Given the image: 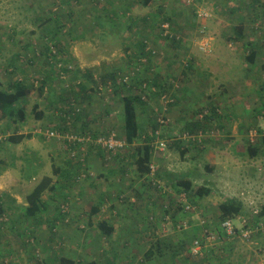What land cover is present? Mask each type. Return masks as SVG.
<instances>
[{"label":"rangeland","instance_id":"obj_1","mask_svg":"<svg viewBox=\"0 0 264 264\" xmlns=\"http://www.w3.org/2000/svg\"><path fill=\"white\" fill-rule=\"evenodd\" d=\"M126 1L0 0V88L32 84L17 130L30 138L11 145L0 124V192L9 195L0 197V264H144L156 240L165 255L148 264H264V229L239 235L264 228V0H129L135 11H121ZM139 70L150 81L140 89L132 84ZM127 72L136 74L120 86ZM119 88L145 105L147 136L131 146ZM145 143L148 175L134 161V147ZM168 174L192 181L188 212ZM44 176L55 187L41 195L47 209L33 222L19 217ZM200 186L207 196H197ZM236 196L242 209L229 236L219 206ZM95 205L100 212L89 214ZM101 222L124 237L116 228L101 235Z\"/></svg>","mask_w":264,"mask_h":264},{"label":"trees","instance_id":"obj_2","mask_svg":"<svg viewBox=\"0 0 264 264\" xmlns=\"http://www.w3.org/2000/svg\"><path fill=\"white\" fill-rule=\"evenodd\" d=\"M143 2H144L143 4L147 6L151 2V0H143ZM123 4L125 3L123 2L121 5ZM125 9L126 10L129 9L128 5L124 6L123 10ZM121 19L122 16L116 15L115 19L114 18L112 19L113 23L112 24L109 23L110 27L115 28L118 25V22L121 21ZM144 47L145 44L141 42L139 44L141 53ZM255 57H256V51L250 50V54L247 57L248 61L249 62L253 61ZM262 69L264 72V67ZM141 73H142L141 70H139L138 74H136V76L134 77L132 83L139 85L138 86L139 89L143 84H147V85L150 84L149 80L143 79L141 77ZM110 78L113 79V76H110ZM119 85L122 86L124 84H119ZM114 92L117 93V91ZM118 92H119L118 94L120 96V100L122 102V117H123L122 130L124 135V141L126 142L127 145L131 146L137 142L138 143L142 142V140L145 139L147 136V132L145 131L144 125H142L139 120L141 117L140 110L143 109V106L145 105H139L142 104L139 98L133 97L130 94H124V91L121 88L118 89ZM31 93H32V84H28L25 81L22 82L13 81L7 85L6 89L0 88V124H2L3 126L2 137H4L5 141L10 143L11 145H18L22 143L25 139L30 138L29 135L23 133H17V130H19L26 123L27 113L24 107V99L28 97ZM215 114H216L215 109L212 108L211 116H214ZM154 134H155V125L153 128H151V132L150 134L148 133V135H150V137L153 138V136H155ZM261 140H262V145L264 146V137H262ZM246 149L248 150V153L251 157L256 155L257 153L256 147L253 148L248 145ZM151 150H152L151 146H149V144L147 143L143 144L142 146L134 147V157H135L134 161H135L136 170L142 175H146L150 171L149 161L151 159ZM1 172L2 169L0 170V173ZM167 177L168 180L172 182V184L176 185L177 187H180L181 191L186 192L188 195H190V192L193 191V183L191 180L186 178V176L168 174ZM51 184L52 182L50 177L44 176L43 178H41V180L35 185L32 192L26 197L27 207H24L23 212H19V217L25 218L26 220L33 219L32 222L36 218L39 219L40 216L38 211H42V209H44L45 207H46L45 209H47V204L43 203L40 205L39 203L41 199V195L48 189L51 191L54 190L55 187ZM195 193L197 194L198 197H203L209 194V190L208 188L200 186ZM17 207L19 208L20 206ZM95 209L96 208H93L92 211L97 212L98 210ZM241 209H242L241 202H237L235 200H229L225 203H222L219 206L221 216L222 218L225 219H233L236 215H238L241 212ZM0 212L2 211L0 210ZM98 228L101 235L106 237H110L114 231V227L107 225V223L105 222H101ZM162 247H163V240L162 241L156 240L153 245H149V248L144 252L143 255L144 259H142V262L144 261V264H148L153 260L155 261L163 257L165 254H164V250H162L164 248ZM170 257L174 258L173 251L170 253ZM58 264H75V262H73L71 259L60 257L58 258ZM92 264H97V263L92 262Z\"/></svg>","mask_w":264,"mask_h":264},{"label":"built area","instance_id":"obj_3","mask_svg":"<svg viewBox=\"0 0 264 264\" xmlns=\"http://www.w3.org/2000/svg\"><path fill=\"white\" fill-rule=\"evenodd\" d=\"M168 23L167 22H161V24L159 25V27H160V29H161V31H163V33H164V36H169V37H171V35H166L167 34V30H168ZM145 43V42H144ZM205 46H206V44L205 43H200V48L201 49H204L205 48ZM139 72V71H138ZM137 72V73H138ZM136 74V73H135ZM135 74L133 75V77L135 76ZM129 75H130V73L129 72H127V73H125V74H122L121 76H120V78H121V80L123 79V84H127V85H129V82H130V80H132V78L133 77H129ZM132 83V82H131ZM122 84V83H121ZM130 86V85H129ZM145 86H146V84H143L142 85V87H144L145 88ZM143 89V88H142ZM160 121V122H159ZM158 122L159 123H163L164 121L163 120H159ZM50 135H52V133H50ZM88 139L90 138L89 136L87 137ZM100 142V141H99ZM99 144V143H98ZM112 142L110 141L109 142V147H112ZM158 145H159V149L160 150H163V147H164V142L163 141H160V142H158ZM149 173L151 172V169H150V166H149ZM148 173V174H149ZM147 174V175H148ZM184 194H185V196L183 195L182 197H181V201H182V205H183V207H184V209H185V211L186 212H188V210H190L191 209V207H190V205L187 203V198L185 199V197H186V193L184 192ZM65 211H66V208H62V213H65ZM187 224V223H186ZM186 224L184 223V224H180L179 226H178V229H186ZM222 228H225L226 229V232H227V234L229 235V236H233V235H235V231H234V228H233V226H232V224H231V220L230 219H225L223 222H222ZM264 228H263V226H262V224H260L258 227H256V228H253V229H251V228H249V229H247V230H245V231H243V232H241V233H239V235H240V237H242L244 240H247V239H249V237H250V235H251V233H252V231L253 232H257V231H262ZM210 238V237H209ZM199 240H197V241H195L194 242V244H193V246H192V249L190 250V252L193 254V255H197V254H199V247H198V245H199Z\"/></svg>","mask_w":264,"mask_h":264},{"label":"crops","instance_id":"obj_4","mask_svg":"<svg viewBox=\"0 0 264 264\" xmlns=\"http://www.w3.org/2000/svg\"><path fill=\"white\" fill-rule=\"evenodd\" d=\"M151 2H152V0H151ZM151 2H150V3H151ZM127 3H129V0H127L125 4L121 5V6H120V9L123 10L124 6L128 5V7L130 6V10L135 11V9H136L135 7H137V5H135L134 8H132V7H131V4H127ZM143 3H144V2H143ZM150 3H149V4H150ZM149 4H148V5H149ZM3 191H6V190H3ZM0 193H2V194H0V197H1V196H2V197L4 196L6 199L9 198V195L7 194V192H0ZM234 200L237 201V202H239V200H240L239 196H236V199H234ZM240 201H241V200H240ZM17 203H19V202H17ZM21 203H22V202H21ZM146 204L151 205L149 199L146 201ZM15 206L17 207V206H20V205H19V204H16ZM47 206H48V205H47ZM21 207H22L21 210H22V212H23L24 207H27V203H26V201H25V203H24ZM79 207H80V206H79ZM93 208H96L95 210H98V211H97V212L92 211ZM93 208H90V210L88 211L89 214H96V213H99V212H100V210H99L100 208H99L98 206L95 205ZM79 209H80V208L77 209L78 212L80 211ZM13 212H15V208H14ZM13 212H12V213H13ZM38 212L41 213L42 211H38ZM42 215H43V214H42ZM42 215H41V216H42ZM88 216H89V215H88ZM231 220H232V219H231ZM187 223H188V222H187ZM231 224H232V222H231ZM107 225H108V224H107ZM259 225H260V224L255 225L254 228L258 227ZM110 226H112V225H110ZM113 227H114V226H113ZM115 228H116V227H114V231H113V233L116 232V231H115ZM116 229H117V228H116ZM117 230H118L119 232H117L116 235H118L119 238L124 237V236H123L124 232L122 233L123 230H122L121 232H120V229H117ZM184 230H185V229H184ZM113 233H112V234H113ZM127 233H128V232H127ZM112 234H111V235H112ZM110 237H111V236H110ZM110 237H108V238H110ZM191 249H192V246L189 248V252H190ZM70 259H71L73 262H75V264H78V263L80 262L79 260H76V259H74V258H70ZM85 261L87 262V264H92L93 258H91L90 260L87 259V258H85ZM232 264H242V263L238 262L237 260H234V261L232 262ZM247 264H248V263H247Z\"/></svg>","mask_w":264,"mask_h":264}]
</instances>
